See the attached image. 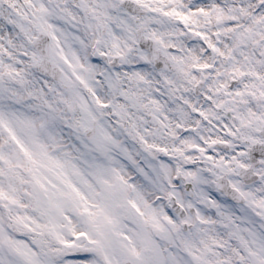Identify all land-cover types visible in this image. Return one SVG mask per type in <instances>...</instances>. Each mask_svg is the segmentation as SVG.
<instances>
[{
  "label": "snow or ice",
  "instance_id": "obj_1",
  "mask_svg": "<svg viewBox=\"0 0 264 264\" xmlns=\"http://www.w3.org/2000/svg\"><path fill=\"white\" fill-rule=\"evenodd\" d=\"M0 264H264V0H0Z\"/></svg>",
  "mask_w": 264,
  "mask_h": 264
}]
</instances>
